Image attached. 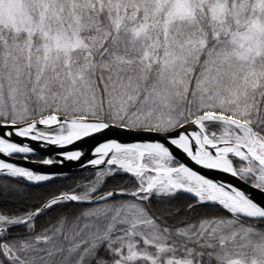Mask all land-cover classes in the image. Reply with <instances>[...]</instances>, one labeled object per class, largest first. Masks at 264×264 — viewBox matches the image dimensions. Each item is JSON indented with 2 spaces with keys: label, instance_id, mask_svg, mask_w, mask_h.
<instances>
[{
  "label": "snow or ice",
  "instance_id": "obj_1",
  "mask_svg": "<svg viewBox=\"0 0 264 264\" xmlns=\"http://www.w3.org/2000/svg\"><path fill=\"white\" fill-rule=\"evenodd\" d=\"M0 264H264V0H0Z\"/></svg>",
  "mask_w": 264,
  "mask_h": 264
}]
</instances>
